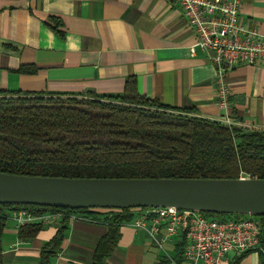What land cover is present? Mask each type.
Here are the masks:
<instances>
[{
  "label": "crops",
  "instance_id": "1",
  "mask_svg": "<svg viewBox=\"0 0 264 264\" xmlns=\"http://www.w3.org/2000/svg\"><path fill=\"white\" fill-rule=\"evenodd\" d=\"M239 15L264 32V0H241ZM193 42L180 9L168 0H0V89L115 96L133 87L176 110L264 129V65L227 73L223 110L215 64L201 48L191 52ZM132 222L120 224L104 264H189L181 257L182 236L159 249ZM20 228L9 211L0 219L2 264H40L42 248L62 224L60 218L42 224L34 235ZM107 232L103 220L69 219L47 264H92ZM261 246L243 255L229 252L221 264H264Z\"/></svg>",
  "mask_w": 264,
  "mask_h": 264
},
{
  "label": "trees",
  "instance_id": "2",
  "mask_svg": "<svg viewBox=\"0 0 264 264\" xmlns=\"http://www.w3.org/2000/svg\"><path fill=\"white\" fill-rule=\"evenodd\" d=\"M193 113L140 95L133 87L115 96L0 89V172L69 178L264 179V129L228 125ZM17 208L34 214L65 212L59 233L41 250L40 264H47L71 210L0 204V219ZM131 210L74 209L86 220L108 225L92 264H104L118 240L120 224L134 218ZM201 213L213 218L226 215ZM258 217L263 245L264 215ZM40 226L20 230L31 228L34 235Z\"/></svg>",
  "mask_w": 264,
  "mask_h": 264
},
{
  "label": "built area",
  "instance_id": "3",
  "mask_svg": "<svg viewBox=\"0 0 264 264\" xmlns=\"http://www.w3.org/2000/svg\"><path fill=\"white\" fill-rule=\"evenodd\" d=\"M176 5L194 34L190 51L199 47L215 64L217 105L228 107L230 88L226 75L240 66L264 65V32L241 19V0H168ZM223 123L231 124L222 116ZM250 177V176H241ZM133 225L147 233L163 249L166 239L183 237L182 258L189 264H221L227 253L241 255L246 251H263L260 244L261 222L258 216L226 214L206 217L200 211L174 207L132 208ZM69 219H84L74 209ZM18 226L52 223L65 216L64 211L34 214L17 208L10 211ZM164 230L163 237H159Z\"/></svg>",
  "mask_w": 264,
  "mask_h": 264
},
{
  "label": "water",
  "instance_id": "4",
  "mask_svg": "<svg viewBox=\"0 0 264 264\" xmlns=\"http://www.w3.org/2000/svg\"><path fill=\"white\" fill-rule=\"evenodd\" d=\"M0 204L68 209L174 207L264 215V179L69 178L0 172Z\"/></svg>",
  "mask_w": 264,
  "mask_h": 264
}]
</instances>
